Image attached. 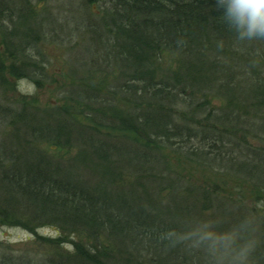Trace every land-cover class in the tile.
<instances>
[{"label": "trees", "instance_id": "16d2710c", "mask_svg": "<svg viewBox=\"0 0 264 264\" xmlns=\"http://www.w3.org/2000/svg\"><path fill=\"white\" fill-rule=\"evenodd\" d=\"M83 4L88 74L62 113L9 109L20 127L0 144V225H32L50 251L0 264H264V148L249 141H264V39H238L215 0ZM5 43L12 75L41 88L33 40Z\"/></svg>", "mask_w": 264, "mask_h": 264}, {"label": "rangeland", "instance_id": "374dc122", "mask_svg": "<svg viewBox=\"0 0 264 264\" xmlns=\"http://www.w3.org/2000/svg\"><path fill=\"white\" fill-rule=\"evenodd\" d=\"M83 2L84 0H0V20L2 17L5 19V21L0 22V53L4 56L5 61V67L2 71L0 69V73L2 72L0 74V144L10 146V144L15 143L13 127H20L11 124L10 119L12 120V118H10L9 109H13L15 113L21 112L23 109L27 112L33 110L44 115L52 108L61 110V108H64L62 105L64 97H66L63 89L73 83L72 78L75 79L77 84L78 78H81L83 74H88V66L92 67L91 56L87 54L86 41L78 34L79 27H82L80 26L83 22L81 19L87 20L88 17V9ZM26 11L33 12L36 26L22 21V15ZM25 28L27 30H24V32L23 29ZM15 30H21L22 35L15 34ZM5 40H10L15 45L33 40L37 49L35 54L40 57L38 60H44L47 74V77L41 81L43 84L41 88L37 87L30 78L26 79L12 75L10 61H6L9 54H6L8 49ZM114 73L107 72V74ZM62 112L63 110L58 113ZM80 122L89 125L88 121L84 119H81ZM249 141L264 148V141H262L263 145H260L259 141L251 140V138ZM53 150L51 155H57V148L54 147ZM72 153L74 154L75 150ZM262 154L264 155V153ZM242 157H244L241 158L243 161H246V159L253 160V156L248 157V154H243ZM251 164L256 163L252 161ZM214 173L220 174L222 172L209 169L204 176L205 178H212L213 175L219 176ZM198 178L201 179V177ZM232 178L235 179L234 175H232ZM251 186L252 193L248 190L244 194L250 199V203H253L254 187L256 186L253 184ZM35 226L38 225L35 224ZM31 228L32 225L30 227H26V225H0V244H3L0 245L2 247L0 254L18 258H33L40 261L45 255L44 251L50 250H43L39 247L40 245L36 243V239L31 233ZM36 231L39 235L46 237L57 235L53 226L40 227ZM218 238L220 239V236ZM222 244L227 245V247L230 245L227 242H222Z\"/></svg>", "mask_w": 264, "mask_h": 264}, {"label": "clouds", "instance_id": "9594fccd", "mask_svg": "<svg viewBox=\"0 0 264 264\" xmlns=\"http://www.w3.org/2000/svg\"><path fill=\"white\" fill-rule=\"evenodd\" d=\"M215 7L238 39H264V0H215Z\"/></svg>", "mask_w": 264, "mask_h": 264}]
</instances>
